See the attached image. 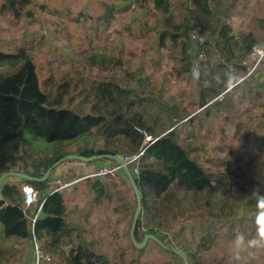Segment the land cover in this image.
<instances>
[{"label":"rangeland","instance_id":"374dc122","mask_svg":"<svg viewBox=\"0 0 264 264\" xmlns=\"http://www.w3.org/2000/svg\"><path fill=\"white\" fill-rule=\"evenodd\" d=\"M131 1L129 9L121 11L119 6L125 2L122 0H31L30 17L24 15L16 20L0 14V51L24 50L36 67L44 91L45 87L51 90L59 82L77 81L79 77H114L124 81L120 68L104 70L101 62H94L96 56L122 61V68L127 70L141 69L148 77L146 90L156 92V96L135 110L147 120L151 136L163 134L173 124L179 143L196 149L194 157L209 171H230L233 184L232 193L227 195L173 190L163 201L164 208L155 224L172 245L179 244L193 252L199 249L201 230L208 229L213 240L204 250L196 251V264H234L237 253L242 257L239 264H264V251L255 259L246 252L247 242L256 237L258 229L264 237V214L259 223L249 221L250 215L259 210L245 204L250 181L264 184V58L247 78L241 65L249 52L241 57L245 44L253 41L252 46L264 45V4L255 5L256 0H210L211 9L220 13L231 29L233 58L226 60V48L217 43L216 34L206 29L214 46H204L200 78L196 73L193 77L176 78L171 70L175 65L172 55L178 46L166 43L158 47L157 34L186 25L181 6L184 0H169L167 14L153 8L154 0ZM105 7L109 10L102 20ZM142 28L147 30L143 36ZM187 30L182 28L180 33ZM194 63H198L196 59ZM223 71L231 90L217 101L221 92L213 96L201 84H212ZM173 114L182 118L171 119ZM103 145L97 143V147ZM107 145L121 148L119 142L110 141ZM219 211L231 216L224 226L209 214ZM131 217L132 214L116 235V230H104L97 231L96 238L86 239L90 243L84 247L87 253L102 254L111 264H177L170 256L141 254L130 248L127 235ZM146 226L147 221L142 220L140 231ZM107 234L115 236L110 240L105 237ZM8 246L12 251L7 249L2 264H21L28 248L14 240ZM53 258L54 264H60L59 256Z\"/></svg>","mask_w":264,"mask_h":264},{"label":"trees","instance_id":"16d2710c","mask_svg":"<svg viewBox=\"0 0 264 264\" xmlns=\"http://www.w3.org/2000/svg\"><path fill=\"white\" fill-rule=\"evenodd\" d=\"M122 1L125 2L119 9L128 10L132 1ZM141 1L135 0V3ZM31 5V0H2L0 14L12 16L16 20L24 15L30 17ZM181 6L186 25L174 26V31L158 33V47H164L166 43L178 46L177 52L172 55L175 65L171 70L176 78L193 77L194 73L200 78L201 60L191 54L188 30L198 26L216 34L217 43L221 42L229 54V58H226L228 61L233 58L230 50L231 29L211 9L210 0H184ZM153 8L167 14L169 0H154ZM182 28L188 29L187 32L180 33ZM140 31L143 36L147 30L142 28ZM253 43L250 41L245 44L241 57L250 51ZM205 47H199L198 53L204 54ZM98 58L96 56L94 62H101L104 70L120 68L124 81L114 77H79L77 81L59 82L51 90L45 87L44 91L36 67L24 50L0 51V175L14 171L38 178L54 162L68 154L91 157L103 154H137L140 151L142 136L135 131V127L149 134L151 128L143 115L135 109L152 102L156 92L146 90L148 77L143 75L141 69L127 70L122 68V61L112 62L109 58ZM195 59L197 64L194 63ZM229 85L223 71L212 84L209 81L203 82L201 88L216 96L226 91ZM160 99L158 100L161 101ZM173 118L182 117L173 114L171 119ZM192 121L193 118L190 123ZM153 138L155 140L139 156L138 174L134 177L141 198V211L134 229V238L140 242L138 232L142 227V220H146L147 226L142 236L152 235L160 243L179 251L187 264H196V251L204 250L213 240L210 231L201 230L197 243L199 249L193 252L179 244L172 245L170 238L160 231L155 222L160 219L163 201L173 190L213 192L216 195L232 193L231 172L227 169L211 172L204 168L194 157L196 149L179 143L178 132L173 124L163 134ZM110 141L119 142L121 148L108 147ZM99 142L104 143L103 147H97ZM73 145L75 148L71 149ZM19 182L20 179L15 178V182H12L8 178L0 184V227L5 239L29 241L33 234L42 242L44 250L50 256H59L60 264H111L102 254H88L81 245L64 241L67 229L66 208L59 192L45 193L44 182H31L37 191L34 210L41 204L39 216L31 229L29 217L34 212L30 215L24 213ZM246 192L248 197L245 204L248 208L251 206L259 210L258 214L250 215L249 221L259 223L264 214V199H261L264 198V184L251 180ZM134 209L135 206L133 212ZM209 214L217 218L222 226L231 217L224 215L222 211ZM209 227H212V223ZM64 244L67 245L66 251L62 250ZM130 248L141 254L167 255L174 258L177 264H182L181 258L174 251L162 247L154 240H148L141 249H135L132 244ZM2 253L0 249V264L3 263Z\"/></svg>","mask_w":264,"mask_h":264},{"label":"crops","instance_id":"0c3cea01","mask_svg":"<svg viewBox=\"0 0 264 264\" xmlns=\"http://www.w3.org/2000/svg\"><path fill=\"white\" fill-rule=\"evenodd\" d=\"M211 1L214 3V0ZM262 4H264V0H256L255 2V5ZM115 165L113 161L108 159H99L87 163L70 161V163H62L50 173V176H59L68 180L85 177L70 188L59 192L66 208L65 221L67 229L64 238L66 243L70 241L72 245L77 244L85 247L90 244L86 239L96 238L97 231L116 230V235L119 233L120 226L123 228L126 222H128L129 215H133L131 212H133L132 208L135 206V197L122 169L117 171L115 179L108 176H88L101 168H110ZM10 181L15 182V178L10 179ZM117 204L120 207H117ZM116 226H119V229ZM140 232L139 230L138 238L141 235V241L143 239V231ZM115 235L107 234L105 237L112 240ZM127 239L131 244L129 230ZM10 241L4 238L0 227V249L3 251V262L6 260V257H4V254L7 253L6 251H12V247L8 246V242ZM14 241L19 242L23 247L25 245L29 250L26 252L25 259L21 264H33L30 242L24 243L23 240Z\"/></svg>","mask_w":264,"mask_h":264},{"label":"built area","instance_id":"2783aa9c","mask_svg":"<svg viewBox=\"0 0 264 264\" xmlns=\"http://www.w3.org/2000/svg\"><path fill=\"white\" fill-rule=\"evenodd\" d=\"M187 39L191 43V54L195 55L198 60H203L204 54L198 53L197 49L201 46H214L212 37L209 31L202 29L201 27L190 28L187 32ZM264 58V45H253L250 51L247 53L245 59L241 62V65L245 69V78L252 75L258 68L261 60ZM228 90V89H227ZM224 91L218 95L217 101L224 98ZM135 131L142 136V143L140 151L137 154H127L122 155L124 163L127 165L128 170L132 178L136 177L138 174V159L142 154L143 150L151 144L155 138H153L145 130L135 127ZM119 165H115L110 168H101L95 173L88 175L89 177H99L108 176L112 179L116 178V173L120 170ZM87 177V176H86ZM72 179L68 180L63 177L50 176L45 180V193L52 194L56 192H61L73 186L79 180L83 179ZM19 191L21 193V205L25 214L33 213L29 218L31 222V229L33 227L34 221L39 216L41 204L36 210H34V205L37 200V191L34 186L27 181L20 180L18 184ZM33 231L31 230V234ZM31 244V252L33 257V264H54V258L50 256L43 248L42 242L37 240L33 234L29 240Z\"/></svg>","mask_w":264,"mask_h":264},{"label":"water","instance_id":"95a60500","mask_svg":"<svg viewBox=\"0 0 264 264\" xmlns=\"http://www.w3.org/2000/svg\"><path fill=\"white\" fill-rule=\"evenodd\" d=\"M109 10V7H105V14L101 17L102 20H104L107 12ZM215 12V11H214ZM218 16H220V13L215 12ZM99 159H108L113 161L115 164L119 165L121 167V169L123 170L125 176L127 177L132 192L134 194L135 197V209L132 215V219H131V223H130V228H129V239L131 244L133 245V247L135 249H141L142 247H144V245L146 244V242L148 240H154L157 241L162 247L170 249L172 251H174L182 260V264H187V261L185 259V257L177 250L164 245L162 243H160L155 237H153L152 235L146 234L143 236V239L140 242H137L134 238V229L135 226L137 224V221L139 219V215H140V211H141V198H140V194L138 191V188L135 184L134 179L132 178V176L129 173L128 167L127 165L124 163L123 161V157L122 155L119 154H115V155H109V154H103V155H93L91 157H83V156H79V155H75V154H68L62 158H60L58 161L54 162L52 164L51 167H49L41 177H31L29 175H26L24 173H18V172H14V171H9V172H5L3 174L0 175V184L8 178H16V179H20L23 181H27V182H45V180L49 177L50 173L53 171V169L57 168L59 165H61L64 162L67 161H79V162H92L95 160H99Z\"/></svg>","mask_w":264,"mask_h":264},{"label":"clouds","instance_id":"9594fccd","mask_svg":"<svg viewBox=\"0 0 264 264\" xmlns=\"http://www.w3.org/2000/svg\"><path fill=\"white\" fill-rule=\"evenodd\" d=\"M195 75V74H194ZM264 199V198H261ZM261 251H264V237H261L259 235V229L257 232L256 237L253 238V240H249L246 245V252L248 253V256L252 259H255L257 254ZM242 259L240 253H237L233 257L234 264H239V261Z\"/></svg>","mask_w":264,"mask_h":264}]
</instances>
